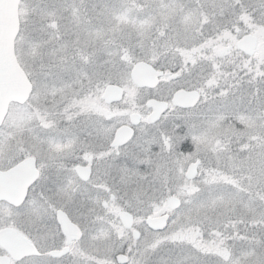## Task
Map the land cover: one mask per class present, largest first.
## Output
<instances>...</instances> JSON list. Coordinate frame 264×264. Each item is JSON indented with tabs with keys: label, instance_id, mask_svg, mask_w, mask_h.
<instances>
[{
	"label": "snow or ice",
	"instance_id": "obj_1",
	"mask_svg": "<svg viewBox=\"0 0 264 264\" xmlns=\"http://www.w3.org/2000/svg\"><path fill=\"white\" fill-rule=\"evenodd\" d=\"M0 264H264V0H0Z\"/></svg>",
	"mask_w": 264,
	"mask_h": 264
}]
</instances>
